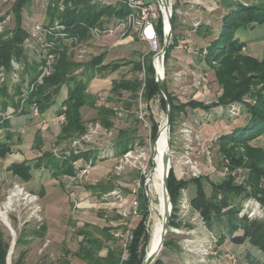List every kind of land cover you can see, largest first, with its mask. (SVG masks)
Masks as SVG:
<instances>
[{
	"label": "rangeland",
	"instance_id": "1",
	"mask_svg": "<svg viewBox=\"0 0 264 264\" xmlns=\"http://www.w3.org/2000/svg\"><path fill=\"white\" fill-rule=\"evenodd\" d=\"M107 1L111 0H91V4L98 6L99 3H108ZM176 1L173 0L172 10L180 7L182 13L175 14L178 24L176 29L178 45L171 51V56L164 65V81L167 91L180 102H187L191 99L203 103L215 102L219 96L220 87L214 77L213 69L200 58L199 50L220 33L222 17L225 12L214 7V5L206 7L203 2L195 3L192 0L194 3L182 6L184 4L180 5L178 3V5H175ZM233 1L244 5L255 2V0ZM13 2L14 0H0V34L14 26ZM52 2H55V0H32L22 10V27L29 35V41L27 40L24 47L28 59L34 58L32 50L37 53L34 54L35 59H39V49H35V44L32 42V26L35 23L48 22L45 9L47 4ZM58 6L59 11H63L64 0H59ZM185 9H188V11H184ZM101 19H106V16ZM54 21H57V19H54ZM194 23H197V25L194 26ZM200 27L202 31L209 28L210 34L203 36L197 33L196 30ZM236 33L235 38L246 44H252L255 55L264 51V24L250 25L244 32ZM89 41L88 46L84 47L86 53L81 60H78L79 58L73 51L67 53L72 55L74 61L84 63L91 57L106 52L102 65L109 63L110 65L107 69H102L94 74L93 79L89 82L88 91L94 95L98 105H109L116 111V117L112 118L113 125L109 129L104 127L98 129V132L93 133L88 139H82L83 135L74 138L79 141L76 144H73L72 141H66L57 145L53 139L49 138L45 140L46 142L44 141V149L56 156H61L69 151L73 153H66V155L80 154L83 151H94L98 154L97 160L93 163L91 162L92 157L87 161L82 159L75 161L73 166L76 168L77 173L74 177L59 176L55 179L48 169L42 171L34 168V171L31 168L33 179L28 181L27 184L16 180L1 185L3 189L0 192V208L16 185L21 187L28 195V197L21 195L18 200L14 201L6 214L7 219L4 220L0 215V232L3 235V241L8 244L5 264H57L66 250L73 253L77 249L79 237L75 234V229L84 224L114 227L111 232L115 233L117 244L124 247L130 237V231L129 233L126 231L127 226L132 230L142 217L141 205H139V215L136 218L124 219L118 216L117 211L118 209L128 208L130 201L136 198V193L132 192L133 188L138 189V192L144 189L145 195L147 193L145 181L142 188L138 186L139 175L142 174L144 180H146V175L153 166L154 151L160 140L154 161L161 152L166 121L165 106L161 101L163 97L160 93H156L150 99L145 100L140 98L139 92L137 108L132 106L126 109L122 105V101L129 97V93L122 92L121 97L117 99L118 96L113 94L110 89L113 80L131 79L133 76H138L139 79L144 80L143 68L140 72H137L133 71L132 66L138 62L143 64L145 59L148 61L149 54H151L150 61L152 64L153 53L148 50L146 44L139 41L125 42L120 45L113 44L114 39L108 37ZM250 51L252 52V48ZM13 63L16 64V62L11 61L13 67L11 73H18L21 67L19 66V69H16ZM114 64L117 67L112 68ZM1 69L5 75V79L1 83H4L7 82V79H11V73L7 75L2 67H0V71ZM83 71L82 68L76 70L74 72L75 78L85 79V77H82ZM16 81H12L13 84ZM32 88L33 84L30 86V90ZM66 95L67 87L63 86L55 96L52 106H59ZM110 98L114 102H108ZM227 106L218 105L217 107H211L209 110L186 108L185 111L176 116L172 129H169L168 153L170 169L175 171L179 179L187 180L192 176L189 173V165L186 163L189 160L197 165L200 175H207L211 179L220 177L221 155L219 154L216 138L230 127L238 128L236 132L241 133V128L247 120V116L243 112L238 116L232 117L229 115L231 113H228ZM139 109L145 112V122L139 118ZM81 111L84 120L87 121V133L89 125L94 124L90 119L95 117L96 111L88 107H83ZM225 122H227L228 127L223 129L222 123ZM51 127L52 132L56 130L53 128L54 125ZM151 127L156 129L154 137H151L153 130H151ZM120 131L128 132V135L132 138L128 150L131 151V157L123 158L122 162L119 159L123 155L113 156L114 144ZM35 136L36 131L27 135L21 150L27 151ZM249 144L264 149V133L250 140ZM41 146L42 142L39 147ZM39 147L36 141L35 144H32V151L34 152L32 155H35L27 161L30 166H34L36 160L34 157L38 155ZM206 149L209 150V156ZM186 154H189V158L186 157ZM120 166V169L116 168ZM82 169H86V172L82 173ZM113 175H115L114 183L117 185L112 192L92 195L85 189V184H93L102 179L106 180ZM41 186L44 190L43 195L39 194ZM205 188L206 192L209 193L210 185L208 183H205ZM193 194L194 187L192 184L181 191L179 202L174 206L172 224L169 223L165 236V239L171 241V248L160 255L161 259L166 264H237L235 255L227 249L230 242L228 235L231 231L228 223L219 225V227L213 226L210 229L196 211L188 205L184 206V201L189 202ZM118 195L122 196V200L116 197ZM252 199L260 204L257 198L253 197ZM246 200L247 198L240 200V209H245L242 205ZM150 212L148 209L144 220L147 244L143 243L139 246L140 250L144 246V251L146 245L148 248V235L151 226ZM246 214L247 212H244V215ZM243 217H247V215ZM261 218H264V216ZM42 225L45 226L43 235L33 236L27 234L33 228L38 229ZM116 233H119V235L116 236ZM20 234H25V236L22 237L21 242L16 244V239L21 236ZM220 239L224 240L221 244L219 243ZM70 262L71 264H84L73 256L70 257Z\"/></svg>",
	"mask_w": 264,
	"mask_h": 264
},
{
	"label": "trees",
	"instance_id": "2",
	"mask_svg": "<svg viewBox=\"0 0 264 264\" xmlns=\"http://www.w3.org/2000/svg\"><path fill=\"white\" fill-rule=\"evenodd\" d=\"M31 1L14 0L12 10L15 17L14 26L0 34V67L4 69L7 75L13 69L11 61H15L21 67L18 71V80L13 84L11 93L12 98H16L15 109L19 111L22 100L26 98L20 112H25V109L30 110L31 104L35 103L39 113L42 114L52 106L54 98L61 88L66 86L67 95L61 103L65 106V122L60 125L57 145L66 141L70 142L86 133L87 121L84 120L81 111L83 107L93 108L96 111L95 117L90 119L91 122L99 123L106 129L111 128L113 125L112 118L116 117V111L109 105H98L94 95L88 91L89 82L93 79L94 74L102 69H107L110 65V63L102 65L106 52L93 56L84 63H79L73 60L72 55H69L66 49L60 53L55 71L37 81L43 64V52L39 41L31 38L35 42L34 48H38L41 55L39 59L35 60L27 58L24 47L27 40L29 41V35L22 27V10ZM58 4L59 0L47 4L45 13L48 17V23L51 24L54 19H57L59 23L68 27L70 34L78 35L84 43L89 42L91 38L88 31L89 27L98 26L102 28L109 24L111 19H121L129 12L127 7L123 5L118 7L112 1L94 6L91 4V0H64L63 11H59ZM175 5H178L177 1ZM229 5V10L222 17L220 33L199 50L200 58L213 69L214 77L220 87L219 96L215 102L208 104L194 99L180 102L168 92L171 108L170 128L172 129L176 116L185 111L186 108L209 110L211 107L228 105L232 102H240L245 97L249 98L250 102L245 103L243 110L247 120L241 128L242 132L238 133L236 132L238 128L230 127L223 131L217 139L218 150L221 155L219 168L222 165V157H225L230 162V169L243 168V177L241 176L237 180L235 177L228 176L221 180L220 177L211 179L207 175H200L197 178L185 180L179 179L175 171L170 169L168 190L173 209L169 223L172 224L174 206L179 202L182 189H187L192 184L194 194L189 199L190 207L199 214L208 227L212 229L213 226L219 227V225L228 223L231 229L228 235L230 243H246L254 246L264 256V218L248 219L238 216L241 201L248 197L257 198L264 208V149L249 144L250 140L264 133V54L259 60L244 53L245 43L234 36L237 31H244L250 25L264 24V0H255L250 5L231 0ZM104 16L106 19H101ZM176 17L174 13L171 16L172 42L166 50L164 65L170 58L171 51L178 45ZM155 26L162 43L163 24L161 16L158 17ZM196 32L203 36L210 34L209 28L202 31L200 27ZM204 49L206 54L202 56ZM150 57L151 54H149L148 61L145 59L143 64L138 62L132 66L133 71L137 72L143 68L144 80L139 79L138 76H133L131 79L112 81L110 90L118 96L117 99L121 97L122 92L129 93V97L122 101V105L126 109L137 106L139 92L140 98L145 100L150 99L156 93H160L154 78L155 71ZM115 67L117 65L114 64L112 68ZM80 68L84 70L82 77L85 79H77L74 76V72ZM32 84L33 88L30 90ZM3 96H10L6 81L0 87V98ZM161 101L166 107L163 98ZM108 102H114V100L110 98ZM151 130V137H154L156 134L155 127H151ZM128 134V132L121 131L118 133L114 144V157L122 156L129 150L132 138ZM34 139L39 147V135L36 134ZM9 151V148L6 151H0V156H4ZM66 153L73 152L69 151L61 156H56L52 152L43 151L34 161V166H30L27 161H22L13 162L7 169L20 182L31 180V168L42 167L48 169L53 178L59 176L71 178L77 173L73 166L75 161L78 159L87 161L92 157L91 162L93 163L98 158V154L94 151H83L80 154H71L70 156ZM114 179L115 175L93 184H85V189L92 195L104 194L116 186ZM144 179V176L140 174L141 188ZM205 183L210 185L209 193L205 190ZM143 190L137 194L139 205L143 211L142 217L137 225L130 230V237L127 239L125 247L117 244V238L111 232L114 227L84 224L75 229V234L79 237L77 249L73 253L66 250L57 264H71V256L76 257L84 264H140L147 252V245L145 251L144 246L141 248L142 250L139 249L141 244L146 243L147 238L144 220L147 215L148 200ZM44 232L45 226L42 225L38 229L33 228L27 234L41 236ZM23 236L25 234L17 237L16 244L22 241ZM223 239L219 240L220 244L224 241ZM7 248L8 244L3 241V235L0 232V264H5ZM169 248H171V241L164 239L160 253L151 264H166L160 255ZM124 253L126 256L123 258Z\"/></svg>",
	"mask_w": 264,
	"mask_h": 264
},
{
	"label": "built area",
	"instance_id": "3",
	"mask_svg": "<svg viewBox=\"0 0 264 264\" xmlns=\"http://www.w3.org/2000/svg\"><path fill=\"white\" fill-rule=\"evenodd\" d=\"M114 5H117L118 7L123 5L129 9V12L121 19H113L111 23L105 25L104 27H89V35L90 40H99L100 38H112L114 39L113 44H123L125 42H131V41H139L143 44H146L148 46V50L153 53V61L152 65L154 68V71H157L155 68V61L159 60L161 64V42L158 36V32L156 29V21L159 16L162 18V33L164 35L165 33V22L164 17L162 15L163 9L158 2V0L148 1V0H111ZM167 5L171 11V14H180L182 11L179 9L180 7H177V9L172 10V3L173 0H166ZM175 4V3H174ZM184 11H188V9H185ZM172 16V15H171ZM194 26L197 25V23L193 24ZM33 30V39H37L40 43L41 50L43 52L42 58H43V64L40 69V75L38 77V80H41L43 77L51 75L55 71V66L57 63V59L60 55V53L66 51H73L74 54L79 58L78 60H81V58L84 56L85 49L84 47L88 46V43L90 42H82L78 35L76 34H70L69 29L66 25L59 23L58 21H54L53 23L46 22L45 24L41 23H35L32 26ZM206 54V50L204 49L202 51V56ZM14 67L16 69H19V65L16 63H13ZM155 77V76H154ZM5 79L4 72L0 71V83L3 82ZM18 79V73L12 72L11 73V80L15 82ZM26 101V98L22 100L21 106L19 108V111L22 109L23 102ZM250 102L249 98H243L240 102H232L228 104V113H231L229 115L238 116L241 112H243L245 108V103ZM208 104V103H206ZM31 113L36 116L40 117V113L37 109V106L35 103H32L30 106ZM65 106L61 105L59 110L48 120H42V122H49V123H58L63 124L65 122ZM144 111L142 109L138 110L139 118L145 122L144 118ZM101 127L98 123H94L93 125H89L88 132L85 133L81 138H89L93 133H97L98 129H101ZM219 137V136H218ZM218 137L216 139H218ZM79 141L77 139H73L72 143L76 144ZM240 150H242V147H240ZM207 155L209 156V150H207ZM131 151H127L123 154V157L119 160L122 162L123 158L127 159V157H131L130 155ZM186 157L189 158V154H186ZM189 165V173H191V177L189 178H197L200 176V170L197 167L196 164L191 162V160L186 162ZM229 160L225 157H222V165L220 168V178L226 179L228 176L235 177V179H238L241 177L244 173L242 167H235L233 169L229 168ZM117 169H120V167H116ZM82 173L86 172V169L81 170ZM243 177V176H242ZM16 185L15 187H17ZM138 186H140V183L138 182ZM138 189L133 188L132 192L136 193V198L130 201L128 208H123L121 210L118 209V214L120 217L124 219L128 218H136L139 215V201L137 199ZM247 190L249 188L247 187ZM185 196V195H184ZM120 200H122L121 196H116ZM253 197L247 198V200L244 202L242 207L244 206L245 209H240V212L238 213V216H246L249 219L254 218H261L264 216V209L262 206L256 202ZM188 205L190 207V203L185 200L184 206ZM191 208V207H190ZM249 208V209H248ZM244 212H247L246 215H244ZM127 225V223L125 222ZM126 231L129 233L130 227L127 226ZM115 234V233H114ZM119 235V233H116V236ZM126 243L124 244L125 247ZM126 256V253L123 254V258ZM232 257V255H231Z\"/></svg>",
	"mask_w": 264,
	"mask_h": 264
},
{
	"label": "crops",
	"instance_id": "4",
	"mask_svg": "<svg viewBox=\"0 0 264 264\" xmlns=\"http://www.w3.org/2000/svg\"><path fill=\"white\" fill-rule=\"evenodd\" d=\"M193 1L195 3L203 2L205 3L204 6L206 7L214 5V7L219 8L223 12L227 13V10H229L230 8L229 2L231 0H193ZM193 1L177 0V2L180 5L184 4L182 6H188L189 4L194 3ZM240 32L242 33L244 31H237L236 34H240ZM32 42L35 44L34 41ZM251 48H252V52L250 51ZM32 51H33L32 55L34 56V58L30 60H35L36 57L34 54L37 53L34 50ZM244 53L260 60L263 57L264 51L258 55H255L252 44L245 43ZM39 54L41 55L40 52L38 53V55ZM7 83H8V91L10 96L8 97L3 96L0 98V151L1 152L6 151L7 148H9L10 151L6 152L4 156H0V192L3 189L1 185L10 181L15 182L16 180H18L7 169L10 166V164H12L13 162L29 161V159H31L35 155V154L32 155V153H34L32 151V144H35V139H33L32 144H30L27 151L21 150V147L25 141V137L27 135H30V133L34 131H36V134L39 135L40 145L42 142V146L40 147V150L37 151L38 155L34 157L36 159L38 158V156H40L41 152L46 151V149H44L45 145H43V143L45 144L46 139L48 138L53 139L55 141L54 143L58 144L57 138L61 129V126L59 124L42 122V120H48L49 118H51L59 110L61 104L56 107L51 106L44 113L40 114V117L34 116L29 109H25V112L17 111L15 109L16 98L15 97L12 98L11 96L13 82L11 81V79L10 80L7 79ZM2 84L3 83H0V87ZM53 125H54L53 128H55L56 130H53L52 132L51 126ZM222 125H223V129L228 127L227 122L222 123ZM39 169H41L42 171H46V169L43 167L38 168V170ZM33 170L35 171L34 168ZM31 175H33L32 172ZM31 179H33V177ZM21 183L27 184L28 182H21ZM42 184L43 186H45L44 183ZM114 189L115 187L109 192H112ZM39 191H40L39 194L43 195L44 190L42 186L40 187ZM109 192H106L104 194H107ZM227 249H229L235 255L237 264L264 263V256L262 255L261 251L254 246L247 245L246 243L233 244L229 242Z\"/></svg>",
	"mask_w": 264,
	"mask_h": 264
},
{
	"label": "bare ground",
	"instance_id": "5",
	"mask_svg": "<svg viewBox=\"0 0 264 264\" xmlns=\"http://www.w3.org/2000/svg\"><path fill=\"white\" fill-rule=\"evenodd\" d=\"M167 29V25H166ZM155 68L158 72V76L162 74V68L159 60L155 61ZM164 142L161 148L160 154L156 157L154 161V157L157 155L158 152V145L157 143L156 149L153 154L152 161L154 164L152 168L148 171L145 180V187L147 190L146 196L148 197V209L150 212V222L151 226L149 229V241H148V248L145 257L155 249L161 238V225L164 219V209H163V193H162V183H163V158L168 153V148L166 145L167 140V132L166 129L164 131ZM21 195H25L28 197L27 193L21 189V187L17 186L14 190H12L9 195L7 196L6 201L3 203L2 207L0 208V215L5 220L6 214L8 210L11 208L14 201L18 200V197ZM152 213V214H151ZM144 257V258H145ZM144 260V259H143Z\"/></svg>",
	"mask_w": 264,
	"mask_h": 264
},
{
	"label": "water",
	"instance_id": "6",
	"mask_svg": "<svg viewBox=\"0 0 264 264\" xmlns=\"http://www.w3.org/2000/svg\"><path fill=\"white\" fill-rule=\"evenodd\" d=\"M160 3L162 9H163V17H164V22H165V33L163 35V40H162V46H161V51H160V56H161V68H162V74L158 76V72L155 71V81L158 84L159 92L161 96L163 97L165 101V114H166V121H165V129L167 132V140H166V145L168 148L169 144V129H170V118H171V108H170V100L168 97V91L166 88V84L164 81V56L166 53L167 48L171 44L172 40V26H171V11L167 5L166 0H158ZM167 25V29H166ZM158 136V133H157ZM156 136V138H157ZM155 138V140H156ZM169 152V148L167 149ZM170 158H169V153L166 154V156L163 158V183H162V193H163V209H164V219L161 225V238L158 246L153 249L140 264H151L154 259L158 256L162 246L163 242L166 236V233L168 231V225L170 221V216H171V210H172V205L170 203V196H169V190H168V176H169V171H170ZM14 240V239H13Z\"/></svg>",
	"mask_w": 264,
	"mask_h": 264
}]
</instances>
